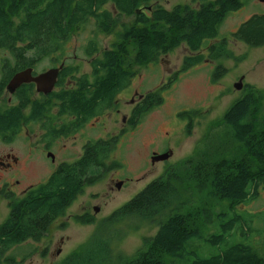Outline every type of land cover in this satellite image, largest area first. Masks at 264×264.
Listing matches in <instances>:
<instances>
[{
    "label": "trees",
    "instance_id": "1",
    "mask_svg": "<svg viewBox=\"0 0 264 264\" xmlns=\"http://www.w3.org/2000/svg\"><path fill=\"white\" fill-rule=\"evenodd\" d=\"M149 2L0 0V54L18 57V68L23 69L36 58L65 54L72 28L89 23L95 31L87 50L94 52L101 48L97 35L109 34L121 16L139 13V24L129 27L123 41L105 52L112 67L110 75L99 80L98 97L112 87L106 93L110 99L134 76L125 67L134 52L140 64L153 62L158 54L183 43L193 52L210 46L211 59L232 56L225 41L209 42L219 37L224 19L238 8L239 0L201 9L179 5L172 10L144 11ZM233 36L255 47L263 45L264 16L253 17ZM202 59L199 54L188 57L186 63L193 66ZM76 94L80 93H72V100L84 101ZM263 101L264 92L248 85L224 116L213 122L193 155L171 166L115 210L59 264H264V254L258 253L259 244L264 246V210H248L264 190ZM107 147L108 143L99 145L100 159ZM100 176L85 166L81 172L55 173L28 195L13 200L9 217L0 224V256L29 240L40 241L84 187ZM79 220L94 221L90 216ZM128 220L156 222L158 232L134 256H116L113 244L123 236L116 224Z\"/></svg>",
    "mask_w": 264,
    "mask_h": 264
},
{
    "label": "rangeland",
    "instance_id": "2",
    "mask_svg": "<svg viewBox=\"0 0 264 264\" xmlns=\"http://www.w3.org/2000/svg\"><path fill=\"white\" fill-rule=\"evenodd\" d=\"M184 2L185 0H150L147 6H152L153 10L158 8L172 10L178 3ZM256 2L249 1L244 8L229 15L220 27L218 38L228 39L226 46L232 53L230 58L211 61L207 56L209 59L207 62L186 66L185 60L196 54L186 43L169 53L158 54L155 62H150L152 65L138 63L137 54L135 52L131 54L129 65L134 73L131 89L155 95V98L158 96L159 101L142 117L137 130L131 132L124 143L123 140L118 142L114 156L119 158L123 167L116 168L115 175L108 173L95 184L85 186L65 213L53 222L46 236L40 241L29 240L11 248L0 256V264H59L66 256L85 244L102 221L132 200L152 181L164 175L168 166L176 165L193 155L213 122L224 116L234 101L243 95L248 85L264 92V45L253 47L236 40L232 35L238 24L254 12ZM196 5L194 1L190 3L192 7ZM257 7L259 8L260 4ZM138 15L139 13L123 15L109 34L97 35L96 39L101 48L105 51L112 50L115 43H121L122 35L127 29L139 24ZM78 27L72 28L71 40L66 45L65 55L70 58L73 65L90 71L84 60L88 58L87 44L94 37L95 25L89 23L85 24V28ZM212 42L219 40H212L209 43ZM48 60L41 63L48 64L50 63ZM177 72L179 75H175ZM241 79L243 88L239 90L235 88V84ZM169 80L173 81L170 83ZM120 104L118 107L126 113L133 109V106L126 102L122 101ZM121 124L119 118L114 133L119 132ZM165 145L173 147L174 156L168 163L152 167L149 155L152 150L162 151ZM123 168L124 171L121 170ZM125 175L135 179L128 181V185L121 191L116 189L110 191L111 187L115 186L112 177L120 178ZM50 176L46 173L23 174L20 177L19 190L46 182ZM8 203V199L0 196V224L4 223L11 213ZM95 207H99L98 212L94 210ZM237 209L241 210L242 207ZM248 210L254 213L264 210V190H261L259 200L248 206ZM84 214L91 216L94 221L88 224L77 219ZM116 227L123 233L122 238L113 244L116 256H134L143 248L145 240L158 232L156 222L152 221L128 220L116 224ZM7 259L10 262H7Z\"/></svg>",
    "mask_w": 264,
    "mask_h": 264
},
{
    "label": "flooded vegetation",
    "instance_id": "3",
    "mask_svg": "<svg viewBox=\"0 0 264 264\" xmlns=\"http://www.w3.org/2000/svg\"><path fill=\"white\" fill-rule=\"evenodd\" d=\"M193 1L197 3L195 7L190 6ZM219 1L224 2L225 0H185L184 3H178L175 7L180 5L201 9L206 5H216ZM249 1L252 0H239L238 8L230 11L223 23L229 15L244 8ZM256 1L254 12L239 23L233 33L253 17L264 16V0ZM111 7L114 16L118 15L117 10L112 5ZM143 10L152 12L153 7L146 6V9ZM214 40L225 41L227 44L228 39L223 37ZM105 52L102 48L94 52L87 50L88 58L84 61L86 66L90 67V71L73 65L65 54L47 55L38 60L36 58L23 69L18 68V57L11 54H0V196L8 199L9 205L13 200L28 195L33 188L41 184L29 185L19 190L20 177L23 174L46 173L52 175L68 171L81 172L85 166L88 172L93 168L100 172L101 176L97 178L99 181L108 173L115 175L116 168L123 167L119 158L114 156L118 142L123 140L124 143V140L132 134L131 132L137 130L142 117L158 103L159 99H157L158 96L155 98V95L143 94L137 89L132 90L133 77H130L118 91H114L111 99L106 93H108V88L112 87H108L105 94L98 97V92L101 89L99 80L101 77L110 75L112 67ZM195 53L192 57L203 55V59L197 64L207 62L209 61L207 56L210 55V46L203 47ZM28 56L35 58L32 54ZM221 58H230V56ZM47 59L50 63H41ZM214 60L217 59H211V61ZM129 64L130 62L125 64L127 72L128 69L130 70ZM149 64L152 65V63ZM26 69L32 70L33 77L51 69H58L53 87L48 90L49 86H39L37 82L31 81L11 92L8 86L12 78ZM225 70L227 71L226 68ZM79 72L80 74L77 75ZM129 72L131 73V70ZM175 75H179V73L177 72ZM169 81L171 83L173 80ZM84 84L86 85L84 86ZM72 93H80L76 95L79 98L82 97L81 99L84 101L72 100ZM153 98L154 100H152ZM122 101L133 106L132 111L126 113L122 108H119ZM117 115L122 124L119 126V132L114 133L115 125L119 121V118H116ZM101 142L108 143L106 155L102 159H100L99 152ZM168 146L165 145L162 151L152 150L149 155L152 167H155L156 164L168 163L171 160L174 156V149ZM165 153H170V157L164 160L159 159ZM171 166H168L167 170ZM121 170L124 171V168ZM134 179L127 175L120 178L112 177L115 186H112L110 191L115 189L121 191L128 185V181ZM86 215L78 216L77 219ZM90 218L92 217L90 216ZM258 250L259 254H264V246L258 247ZM7 260L9 262V259Z\"/></svg>",
    "mask_w": 264,
    "mask_h": 264
},
{
    "label": "water",
    "instance_id": "4",
    "mask_svg": "<svg viewBox=\"0 0 264 264\" xmlns=\"http://www.w3.org/2000/svg\"><path fill=\"white\" fill-rule=\"evenodd\" d=\"M58 69H51L47 71L44 74H41L37 77L32 76V70L26 69L24 71H21L17 73L9 83L8 89L11 92H14L18 87H20L24 83H29L31 81H35L38 83L39 86H49L48 90H50L51 87H53L55 80L57 78ZM236 89H242L243 88V82L242 79L240 82L235 84ZM170 157V153H165L159 157V159H168ZM95 211H99V208H96Z\"/></svg>",
    "mask_w": 264,
    "mask_h": 264
},
{
    "label": "bare ground",
    "instance_id": "5",
    "mask_svg": "<svg viewBox=\"0 0 264 264\" xmlns=\"http://www.w3.org/2000/svg\"><path fill=\"white\" fill-rule=\"evenodd\" d=\"M98 208V207H95V209Z\"/></svg>",
    "mask_w": 264,
    "mask_h": 264
}]
</instances>
